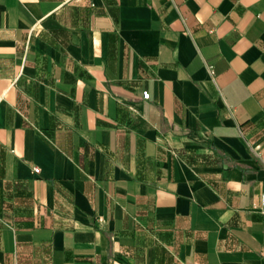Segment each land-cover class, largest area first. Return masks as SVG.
Here are the masks:
<instances>
[{
  "label": "crops",
  "instance_id": "1",
  "mask_svg": "<svg viewBox=\"0 0 264 264\" xmlns=\"http://www.w3.org/2000/svg\"><path fill=\"white\" fill-rule=\"evenodd\" d=\"M262 193L264 0H0V264H264Z\"/></svg>",
  "mask_w": 264,
  "mask_h": 264
},
{
  "label": "built area",
  "instance_id": "2",
  "mask_svg": "<svg viewBox=\"0 0 264 264\" xmlns=\"http://www.w3.org/2000/svg\"><path fill=\"white\" fill-rule=\"evenodd\" d=\"M148 97V92L147 90H142L141 91V98L146 99ZM33 172L36 173L38 172V168H33ZM260 203L264 204V193L261 194L260 196Z\"/></svg>",
  "mask_w": 264,
  "mask_h": 264
}]
</instances>
